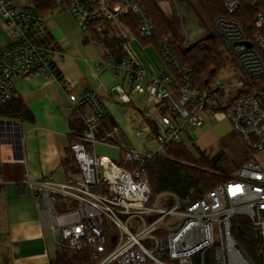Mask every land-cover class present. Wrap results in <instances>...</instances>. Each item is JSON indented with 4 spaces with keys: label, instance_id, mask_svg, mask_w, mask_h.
Segmentation results:
<instances>
[{
    "label": "built area",
    "instance_id": "obj_1",
    "mask_svg": "<svg viewBox=\"0 0 264 264\" xmlns=\"http://www.w3.org/2000/svg\"><path fill=\"white\" fill-rule=\"evenodd\" d=\"M55 1L85 29L105 20L120 24L133 13L143 37L158 40L166 64L144 84L148 76L144 67L131 58L121 62L133 90L147 92L157 107L156 114L144 113L136 122V135L147 146L124 147L125 164L90 148L98 143L96 131L108 113L100 93L95 89L69 93L72 110L84 126L80 134H72L70 143L79 174L66 181L45 177L31 182L44 228L61 238L56 240L57 249L67 243L68 251L88 250L94 264H255L232 234L233 218L244 215L257 228L264 264L263 0H220L226 14L218 16L214 26L244 79L227 85L217 77L206 87L196 84L193 68L177 52L174 34L160 36L139 0ZM36 7L35 0H0V105L12 99L21 77L43 76L66 84L55 61L62 53L49 42L46 14L38 13ZM107 61L110 57L97 66ZM231 86L242 90L226 100ZM111 92L123 102L131 101L122 84ZM82 107L90 113H83ZM224 118L254 158L198 198L193 190L186 196L173 191L155 196L147 173L150 159L186 137L194 138V130L208 119ZM14 134L18 135L17 128Z\"/></svg>",
    "mask_w": 264,
    "mask_h": 264
},
{
    "label": "crops",
    "instance_id": "obj_2",
    "mask_svg": "<svg viewBox=\"0 0 264 264\" xmlns=\"http://www.w3.org/2000/svg\"><path fill=\"white\" fill-rule=\"evenodd\" d=\"M184 1H161L169 19V15H181L182 5L186 6ZM71 19L78 24L69 10L59 7L46 13L49 42L62 53L56 55L55 61L66 84L48 81L43 76L21 77L15 83L12 99L0 105V264H33L35 256L27 252L26 247L24 250L22 247L21 252L17 238L14 241L11 236L13 228L26 229L31 225L40 230L52 264L51 253L56 244L53 250L47 242L50 229L43 226V215L31 182L45 177L66 181L79 174L78 167L76 171L66 166L71 158L70 143L75 133L70 92L95 89L105 100L108 113L96 131L98 143L90 148L119 164H125L124 147L147 146L144 139L136 135L135 125L142 114L157 112L147 92L133 90L121 65L123 59L135 60L138 66L146 69L148 76L144 84H147L150 76L163 67L157 39H145L140 29L146 43L142 42L139 53L134 44L138 45L141 39L123 21L117 24L105 20L76 31L70 25ZM173 31L176 45L182 48L174 26ZM107 57L110 61L97 66ZM117 84L124 86L130 102H123L119 95L111 92ZM81 110L90 113L88 107ZM13 121L16 123L12 124ZM16 128L18 137L13 135ZM206 129L207 124L196 128L194 134L201 136Z\"/></svg>",
    "mask_w": 264,
    "mask_h": 264
},
{
    "label": "trees",
    "instance_id": "obj_3",
    "mask_svg": "<svg viewBox=\"0 0 264 264\" xmlns=\"http://www.w3.org/2000/svg\"><path fill=\"white\" fill-rule=\"evenodd\" d=\"M35 1L37 6L36 11L40 14H46L57 7L55 0ZM139 1L151 15L160 36L174 32L173 26L157 0ZM193 2L203 12L206 21L212 24L213 34L204 37L188 49L178 47L176 42L175 46L182 59L193 68L196 84L199 87H206L213 82L221 68L222 58L218 48L225 43L223 36L216 31L214 22L218 16L226 14V9L220 0H193ZM247 8L250 12L255 11L249 6ZM260 9L264 10V0ZM237 16L242 21H245L244 16L240 14H237ZM122 21L143 43H146L140 34L139 20L133 13L124 16ZM73 126L75 133L80 134L84 129L83 122L76 113H73ZM72 141H74L73 137ZM70 154V165L66 164V166L68 169L77 171L78 166L71 149ZM204 161L207 165L214 167L215 162H217L216 159H208L207 157ZM191 162H196V159L192 158L184 143L180 142L172 144L165 153L155 154L147 164L149 182L154 195L156 196L164 191H173L181 196H186L193 190V197L198 198L230 178V176L224 177L195 169L190 165ZM237 218L238 216L232 220V234L234 238L255 264H262V243L259 239L256 226L250 218L246 217L244 220H239V222H237ZM56 252L58 261H52V264H94L88 250L72 252V254L68 251L56 250Z\"/></svg>",
    "mask_w": 264,
    "mask_h": 264
},
{
    "label": "rangeland",
    "instance_id": "obj_4",
    "mask_svg": "<svg viewBox=\"0 0 264 264\" xmlns=\"http://www.w3.org/2000/svg\"><path fill=\"white\" fill-rule=\"evenodd\" d=\"M157 1L164 14L168 18L166 12L163 9L164 4L161 2L163 0ZM185 1L186 6L182 5L181 15L178 17L169 15L170 19H168L170 20V23L173 24L172 26H174L177 30L178 42L180 46L182 48L188 46L187 48H184L188 49L204 37L212 35L213 29L212 24L206 21L203 12H201L199 8L196 7V4H194L193 0ZM70 25L76 31H80L82 29L76 23L75 19H71ZM2 34L4 36L5 32L3 31ZM172 34H174V32ZM142 45V41L139 40L138 45L134 44L135 50L140 53L139 47H142ZM150 45H152L153 48L155 47L157 49L154 43H150ZM218 51L221 54L222 63L221 68L215 78L218 77L222 79L223 82L227 85H231L236 81L243 80V73L241 72L231 55L228 53L224 44L219 46ZM161 59L163 62V67H166V64L162 57ZM170 74L172 75L171 72ZM241 90L242 89L240 88L231 86L229 91H227L225 97L226 100L238 96ZM180 143H184L188 151L191 153L192 158L196 159V162L190 163L192 167L200 171H206L211 174L224 177L235 176L246 161L254 158L253 154L246 147L239 133L233 129L231 122L227 118L221 120L208 119L207 129L201 136L198 134H194L193 139L186 137L184 141ZM206 157L208 159H216L217 162H215V167L207 165L205 163L204 160ZM166 192L168 191L161 192L156 196L158 197L160 195H164V193ZM246 217L247 216L239 215L237 218V222H239V220H244V218ZM172 220H175V218ZM11 236L14 238V241L15 238H17L21 252L22 247L23 250L26 247L27 252L35 256L33 264L51 263V256L49 255L45 242L41 237V232L37 227L31 225L26 229L13 228ZM46 239L49 246L53 250L55 247L54 244H56V240H61L60 236L54 234L52 230L47 232ZM59 246L62 247L60 248V251L65 252L71 250L67 243ZM64 246H66L67 248H65ZM57 247L58 246H56V249L51 253L52 261L54 262L58 261V255L56 252V250H58ZM68 252L72 254V251Z\"/></svg>",
    "mask_w": 264,
    "mask_h": 264
},
{
    "label": "water",
    "instance_id": "obj_5",
    "mask_svg": "<svg viewBox=\"0 0 264 264\" xmlns=\"http://www.w3.org/2000/svg\"><path fill=\"white\" fill-rule=\"evenodd\" d=\"M15 123H16V122L13 121L12 124H15ZM13 135H14V137H17V136H18L17 134H14V133H13ZM112 239H113V244H115V241H116V234H115L114 231L112 232Z\"/></svg>",
    "mask_w": 264,
    "mask_h": 264
}]
</instances>
